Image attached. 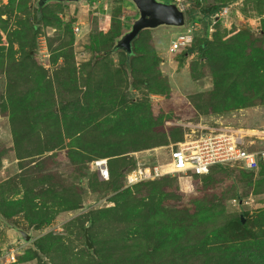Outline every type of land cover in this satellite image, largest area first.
Returning <instances> with one entry per match:
<instances>
[{"label": "rangeland", "instance_id": "1", "mask_svg": "<svg viewBox=\"0 0 264 264\" xmlns=\"http://www.w3.org/2000/svg\"><path fill=\"white\" fill-rule=\"evenodd\" d=\"M229 6L208 60L170 51L191 0L184 27L141 32L128 56L115 48L139 18L131 0H0V248L32 236L16 264H253L230 222L241 215L264 244V168H215L188 191L175 177L107 188L91 168L110 158L125 177L135 154L264 126V0Z\"/></svg>", "mask_w": 264, "mask_h": 264}, {"label": "built area", "instance_id": "2", "mask_svg": "<svg viewBox=\"0 0 264 264\" xmlns=\"http://www.w3.org/2000/svg\"><path fill=\"white\" fill-rule=\"evenodd\" d=\"M169 1L184 10L186 0ZM230 13V6H227L212 16L213 23L209 32H213L214 26ZM199 27L200 22L187 25L186 29L171 42L170 51H182L192 45ZM167 149L165 158L159 155L154 158L151 155L147 157L135 154L136 164L125 175V186L132 187L165 177L204 176L219 165L257 171L264 163V126L250 129L231 127L209 129L200 134L189 135L188 139L172 144ZM91 168L104 181L111 179L110 158L94 159ZM27 247L28 243L21 239L20 242L0 248V264H16L19 255H22Z\"/></svg>", "mask_w": 264, "mask_h": 264}, {"label": "trees", "instance_id": "3", "mask_svg": "<svg viewBox=\"0 0 264 264\" xmlns=\"http://www.w3.org/2000/svg\"><path fill=\"white\" fill-rule=\"evenodd\" d=\"M191 1L194 2L195 6H196V10L190 9V10H188V12H186L187 18H188L187 20H188V23H190V24L195 23V22H200L201 25H202V34L201 35H198V34L195 35V39H194L193 44L188 46L186 49H184V51H185L184 53H185V55H188V54H193L195 52H198L201 57H203L205 59H208V60H211V59H213V57H211V56L208 57V54L211 51V46L213 45L212 38H213V36L215 38L216 36L219 35L217 33L216 34H212V36L209 34L210 27H211V25L213 23V20L211 18L216 13H218L222 8L229 6L230 2L232 0H216V2L214 1V2H211V3L210 2L203 3L202 0H191ZM146 30H148V29H146ZM146 30H143V31H146ZM243 33H245L244 29L243 30L242 29L238 30V32H236V34H238L237 38L239 36L243 35ZM120 37H117V38L114 39L115 43H116V40H119ZM134 47H135V43L133 42V52H132V54L135 53ZM113 48H114V45H112L111 48L107 52H105L103 55L111 54L112 51H113L112 50ZM124 53L126 54V56H128V54L126 52H124ZM110 168H111V166H110ZM215 168H218V169H221V170H224V171L225 170L232 171L234 169L235 170L239 169V168H231L229 166L219 165V166L213 167L211 170H213ZM260 168H262V169L264 168V163H262L260 165L259 169ZM122 170L123 169L121 168L119 170V172H117V173H114L111 170V179L112 180L110 179L111 180V181L109 180L110 183L106 182V183H109V184L103 185V186L107 187V188L110 187L113 184V181L116 180V179L120 180L121 178H124V180H125V177L122 174ZM239 170H243V169H239ZM246 172L252 173V172H256V171L243 170V173H246ZM96 174H97L98 177H100L98 173H96ZM196 177H198V176L189 175V176H177L175 178L181 179V180H179V184L181 186V189H183L185 191H188V190H190L193 187V180ZM122 195L123 196H130L131 195V191L127 190L126 192L122 193ZM242 215L246 216V214L245 215L242 214ZM30 222H29L30 223L29 226L31 227V226H33V224H43V223H45V220L41 219V221H40L39 219H34V220H31ZM92 223L93 224L90 227L93 230L94 229V221ZM248 224H249L248 220L247 219L244 220L241 215L237 216V217H234L233 221L230 222V226L232 227L231 229L233 231L237 232L239 237H243L244 240H248L249 243H250V247H248V245L246 244L247 248L243 249L241 251V253H238L237 258L238 259H242V258L246 257V258L250 259L253 264H264V259L262 257V253H263V249H264L263 241H261V239L259 238L258 234L255 235V232L249 228ZM88 235H89V230H88ZM89 238H90V236H89ZM54 240L55 239L53 237H51L50 244H48V245H46L44 247H43V245L38 246L39 249L41 251L45 252V253L49 252L53 248ZM243 243H245V242H242L241 244H243ZM29 247L30 246L28 244V247H27L28 248V252H29V250H31V247H30V249H29ZM92 249L93 248H91V249L88 248V250H91V252H93ZM28 252L26 250L25 253H23L22 255H19V260L24 259L26 253H28Z\"/></svg>", "mask_w": 264, "mask_h": 264}, {"label": "water", "instance_id": "4", "mask_svg": "<svg viewBox=\"0 0 264 264\" xmlns=\"http://www.w3.org/2000/svg\"><path fill=\"white\" fill-rule=\"evenodd\" d=\"M81 0H40L43 6L49 2H78ZM139 11V18L135 21L131 31L126 33L116 45L117 50H122L128 55L133 52V42L140 33L146 29H156L162 26L181 28L186 25V14L176 4H166L158 0H131ZM22 239L29 243L32 236L25 231H19ZM86 245L89 249L92 244L89 239L88 230L85 233Z\"/></svg>", "mask_w": 264, "mask_h": 264}]
</instances>
